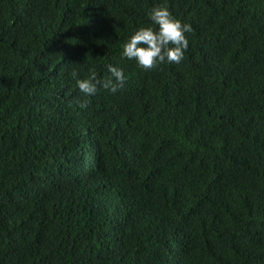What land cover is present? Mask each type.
I'll list each match as a JSON object with an SVG mask.
<instances>
[{"label":"trees","instance_id":"16d2710c","mask_svg":"<svg viewBox=\"0 0 264 264\" xmlns=\"http://www.w3.org/2000/svg\"><path fill=\"white\" fill-rule=\"evenodd\" d=\"M155 6L192 30L145 71ZM0 264H264V0H0Z\"/></svg>","mask_w":264,"mask_h":264},{"label":"clouds","instance_id":"9594fccd","mask_svg":"<svg viewBox=\"0 0 264 264\" xmlns=\"http://www.w3.org/2000/svg\"><path fill=\"white\" fill-rule=\"evenodd\" d=\"M147 15L158 28L137 29L123 45L122 58L135 60L138 67L145 71L159 64H180L189 47L185 33L191 32V25L175 18L166 6H155ZM107 71L110 75L105 79L98 78L95 67L88 69L86 78H80L75 70L70 75L75 79L79 91L87 98L96 95L98 88L115 94L125 87L127 77L122 68L108 65ZM88 103L85 99L80 107L86 108Z\"/></svg>","mask_w":264,"mask_h":264}]
</instances>
